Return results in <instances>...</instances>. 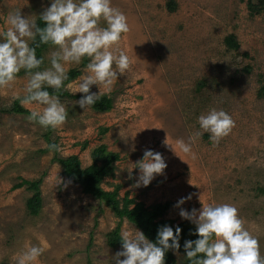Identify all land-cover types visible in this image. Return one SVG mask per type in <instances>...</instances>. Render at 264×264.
Returning <instances> with one entry per match:
<instances>
[{
    "label": "rangeland",
    "instance_id": "1",
    "mask_svg": "<svg viewBox=\"0 0 264 264\" xmlns=\"http://www.w3.org/2000/svg\"><path fill=\"white\" fill-rule=\"evenodd\" d=\"M169 1L111 0L128 18L131 30L120 47L133 61V70L118 74L104 92L113 99L111 110L85 111L77 104L80 98L58 96L68 112L67 123L49 131L30 122L28 114L9 111L15 97L23 98L29 73L18 74L10 88H0V264H15L14 258L30 246H46L36 264H116L115 254L122 248L109 246L108 234L119 218L69 180L57 161L76 154L86 167L101 144L120 155L105 189L119 184L121 196L129 193L147 206L172 202L166 218L175 222L186 220L179 215L181 208L191 212L202 207L200 196L206 204L234 205L264 254V97L259 96L264 11L251 16L247 0H174L177 7L171 11ZM51 2L0 0V32L10 27V13L21 10L24 17L37 20ZM230 34L236 36L238 50L228 47L225 38ZM55 50L52 45L46 49L42 70L51 67ZM88 63L85 58L78 66L66 65L69 71H81L69 84L76 87L88 74ZM99 91L98 85L90 89ZM212 108L226 111L236 125L219 144L198 123ZM198 132L203 134L193 142ZM166 138L184 160L164 144ZM181 141L191 143L192 154L182 151ZM50 142L57 150L44 151ZM146 149L161 153L167 168L147 187H136V163ZM39 178L43 207L34 216L26 205L33 190L15 185ZM189 194L190 200L174 206ZM122 230L139 229L124 219ZM176 256L185 264L181 253Z\"/></svg>",
    "mask_w": 264,
    "mask_h": 264
},
{
    "label": "clouds",
    "instance_id": "2",
    "mask_svg": "<svg viewBox=\"0 0 264 264\" xmlns=\"http://www.w3.org/2000/svg\"><path fill=\"white\" fill-rule=\"evenodd\" d=\"M40 19L43 27L36 20L24 17L21 10L9 14L6 23L10 27L0 32V88H10L21 70L27 71L29 79L24 87L25 94L23 98H15L20 99L23 105L35 103L43 106L42 110L30 109L27 117L30 122L45 129H59L67 123L68 112L59 97L51 95L45 88H65L64 81L68 79L69 71L66 65L78 66L87 58L88 74L76 87L72 84L66 87L73 94L83 93L77 104L86 111L105 91L111 90L118 74H128L133 70V61L120 47L131 29L126 14L112 6L111 0H52L40 14ZM37 36L41 43L56 48L50 55L51 67L44 70H38L44 61L37 58L36 48L29 43ZM93 85L99 86V93L90 92ZM198 123L203 133L210 134L213 144H219L236 126L230 114L216 108L201 114ZM203 133H195L192 141ZM164 144L178 154L168 138ZM51 147L56 148V145ZM180 148L184 153L192 154L191 143L181 141ZM136 167L140 175L135 186L147 187L157 175L165 173L167 163L161 153L146 149ZM128 171L131 178L132 168ZM191 198L192 194H189L174 206L179 208ZM199 199L202 203L200 209L193 208L189 212L181 208L179 212L183 219L196 225L195 234L199 238L186 240L184 244L186 257L192 264H264L259 240L245 226L239 209L228 203L206 204L201 196ZM181 232L179 226L175 229L161 226L156 242H152L141 230H122V250L115 254L116 264H165L167 251L179 253ZM45 251L46 246L27 247L14 258V262L36 264Z\"/></svg>",
    "mask_w": 264,
    "mask_h": 264
},
{
    "label": "trees",
    "instance_id": "3",
    "mask_svg": "<svg viewBox=\"0 0 264 264\" xmlns=\"http://www.w3.org/2000/svg\"><path fill=\"white\" fill-rule=\"evenodd\" d=\"M248 10L251 16L261 14L264 11V0H247ZM168 7L171 11L176 10V2L174 0L169 1ZM37 23L43 27V21L40 17L37 18ZM225 41L230 49L238 50L240 44L234 34H230L225 38ZM51 44H43L37 36L35 41H32L30 46L36 48L37 58H42L44 63L41 65L42 70L46 61L45 51ZM250 70L248 66L246 68ZM35 71V70H33ZM28 73L25 70H21L19 75ZM81 74L79 69L73 68L68 72V79L64 81V85H68L72 80L77 78ZM45 90L49 91L51 95L59 97H70L73 99H81L83 94L74 95L61 88L56 90L53 88L46 87ZM259 96L264 97V84L260 87ZM113 107V99L108 94H103L101 98L91 106L92 109L99 112H107ZM16 113H23L30 115V110L21 105L20 99H16L13 106L9 109ZM52 130L49 128V131ZM104 128L103 131H106ZM49 139V135L46 136ZM50 141V140H49ZM51 145H56L55 142H50V146L44 151H49L52 148ZM87 145V142L83 144V147ZM92 163L86 167H83L81 159L78 155H70L66 158L58 157L57 161L63 167V174L72 182L79 184L82 187V191L85 194L91 195L93 198L98 200L100 203L108 206L119 218V222L116 227L108 234V244L111 247H121V227L124 219L135 225L139 230L143 231L144 234L152 241L156 242L158 230L161 226L168 225L175 229L179 226L182 229L180 236V250L184 256L185 264H192L186 257L184 244L186 240L198 239V235L195 234L196 225L189 221L184 220L175 222L173 219L166 218L168 209L172 206V202L156 203L147 206L143 201H139L134 197H130L129 193L124 196L120 195L121 186L116 184L112 190L105 189L103 183L106 178L113 177L115 173V163L120 159V155L117 152L110 151L106 144H101L95 147L91 153ZM42 179L34 180H23L22 182L15 185V188L23 187L27 185V188L33 190V195L27 200V209L31 215L37 216L41 213L43 207V198L40 191V184ZM165 264H179L176 252L169 250L166 252Z\"/></svg>",
    "mask_w": 264,
    "mask_h": 264
}]
</instances>
